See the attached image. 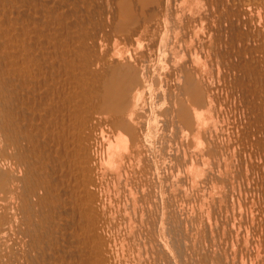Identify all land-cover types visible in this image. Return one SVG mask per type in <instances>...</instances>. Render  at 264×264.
<instances>
[{
    "label": "bare ground",
    "instance_id": "6f19581e",
    "mask_svg": "<svg viewBox=\"0 0 264 264\" xmlns=\"http://www.w3.org/2000/svg\"><path fill=\"white\" fill-rule=\"evenodd\" d=\"M0 264H264V0H0Z\"/></svg>",
    "mask_w": 264,
    "mask_h": 264
}]
</instances>
